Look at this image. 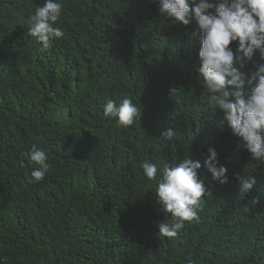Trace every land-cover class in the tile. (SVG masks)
<instances>
[{"label":"trees","instance_id":"16d2710c","mask_svg":"<svg viewBox=\"0 0 264 264\" xmlns=\"http://www.w3.org/2000/svg\"><path fill=\"white\" fill-rule=\"evenodd\" d=\"M45 2L0 0V264H264V161L209 103L196 21L161 14L159 0H52L63 35L45 50L29 35ZM261 65L259 52L234 63L245 75ZM254 86L245 82L246 98ZM125 98L140 109L127 128L103 115ZM33 145L50 166L40 182ZM209 148L225 177L205 165ZM186 159L200 163L208 195L199 223L169 239L158 228L175 222L156 195L160 170ZM237 177L255 184L242 195Z\"/></svg>","mask_w":264,"mask_h":264},{"label":"clouds","instance_id":"9594fccd","mask_svg":"<svg viewBox=\"0 0 264 264\" xmlns=\"http://www.w3.org/2000/svg\"><path fill=\"white\" fill-rule=\"evenodd\" d=\"M191 2L194 7H190L189 0H159V11L185 26L192 19L196 21L198 31L202 34L198 71L210 93L209 103L224 112V120L233 135L243 141L252 158L264 161V65L258 66L257 71L251 75H245L234 67V63L240 62V67L243 68L244 61L251 60L255 52H259L264 59V0H220L217 4L207 0ZM61 11L59 3L46 0L43 7H38L30 17L29 35L40 42L45 50L51 48L53 37L63 35L59 28H53ZM234 41H238V51L243 53L240 57H235L230 49V44ZM245 82L249 86L255 82L247 98L242 91ZM103 115L106 118H117L118 126L127 128L140 116V109L128 98L123 99L118 106L109 100ZM174 135L171 129L163 133L168 140H172ZM208 152L205 165L213 178L225 177L226 167L217 169L215 166V150L209 148ZM29 156L30 161L39 166L32 171L31 176L36 182H40L50 170L48 156L35 145ZM141 167L149 180H156L158 169L155 164L145 162ZM200 167L199 162L190 159L162 166V178L156 195L165 213L170 214L175 222L159 223L160 236L175 238L184 222L199 223L198 210L203 209V198L208 195L198 176ZM237 179L242 195L255 184L252 178ZM226 182V179H220V183ZM258 203V198H253L250 202L252 206Z\"/></svg>","mask_w":264,"mask_h":264}]
</instances>
